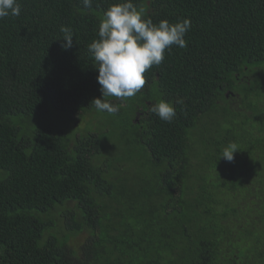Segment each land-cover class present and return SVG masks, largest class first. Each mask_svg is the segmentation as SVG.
I'll list each match as a JSON object with an SVG mask.
<instances>
[{
	"label": "trees",
	"instance_id": "trees-1",
	"mask_svg": "<svg viewBox=\"0 0 264 264\" xmlns=\"http://www.w3.org/2000/svg\"><path fill=\"white\" fill-rule=\"evenodd\" d=\"M17 2L0 19V264H264V0H132L190 29L134 97L107 98L115 114L92 103L88 45L122 0Z\"/></svg>",
	"mask_w": 264,
	"mask_h": 264
},
{
	"label": "clouds",
	"instance_id": "clouds-1",
	"mask_svg": "<svg viewBox=\"0 0 264 264\" xmlns=\"http://www.w3.org/2000/svg\"><path fill=\"white\" fill-rule=\"evenodd\" d=\"M93 0H82L85 8L92 7ZM20 15L17 0H0V19ZM190 29V21L179 18L176 23L161 20L153 23L143 15L132 0H122L107 7L98 26V39L88 45L95 68L102 97L92 103L96 110L115 114L120 109L107 98L119 100L134 97L145 86V72L164 60L165 50L173 45L187 47L185 35ZM62 47L71 48L73 33L70 28L61 26ZM175 103H180L179 100ZM151 113L161 120L171 123L176 116L172 102L159 100L150 108ZM240 148L235 142L226 145L220 157L226 161L234 160V153ZM219 157V158H220Z\"/></svg>",
	"mask_w": 264,
	"mask_h": 264
},
{
	"label": "rangeland",
	"instance_id": "rangeland-1",
	"mask_svg": "<svg viewBox=\"0 0 264 264\" xmlns=\"http://www.w3.org/2000/svg\"><path fill=\"white\" fill-rule=\"evenodd\" d=\"M84 124H85V121H82V120H78V121H76L75 123H73V125H75V128H80V127H83L84 126ZM119 145H120V143H119ZM123 146V145H122ZM121 147V146H120ZM128 150H125V151H122V152H127ZM88 234H89V232L88 231H83V232H81L79 235H77V236H74V237H72L71 239H70V241H69V243H70V245L74 248V249H76V250H78V252L81 250V245H82V243L87 239V237H88Z\"/></svg>",
	"mask_w": 264,
	"mask_h": 264
}]
</instances>
